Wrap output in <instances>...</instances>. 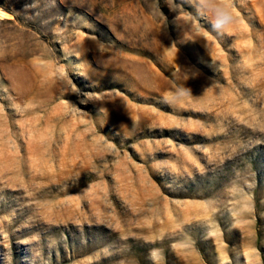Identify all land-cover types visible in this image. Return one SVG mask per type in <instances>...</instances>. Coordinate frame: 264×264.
I'll use <instances>...</instances> for the list:
<instances>
[{
	"label": "rangeland",
	"instance_id": "374dc122",
	"mask_svg": "<svg viewBox=\"0 0 264 264\" xmlns=\"http://www.w3.org/2000/svg\"><path fill=\"white\" fill-rule=\"evenodd\" d=\"M0 264H264V0H0Z\"/></svg>",
	"mask_w": 264,
	"mask_h": 264
}]
</instances>
